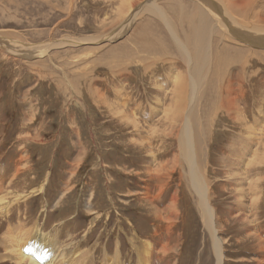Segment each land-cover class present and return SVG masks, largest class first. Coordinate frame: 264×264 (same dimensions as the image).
Wrapping results in <instances>:
<instances>
[{
  "label": "rangeland",
  "instance_id": "rangeland-1",
  "mask_svg": "<svg viewBox=\"0 0 264 264\" xmlns=\"http://www.w3.org/2000/svg\"><path fill=\"white\" fill-rule=\"evenodd\" d=\"M251 1L256 11L264 13V0ZM124 2L0 0V31L14 37L12 39L41 49L44 44H53L63 38L96 39L58 48L51 45L46 55L34 60H27L20 54L10 56L8 53L7 57L0 52V193L7 194L6 202L24 195L20 205L13 204L11 220L7 221L12 225L21 222L25 229L35 221L46 239L56 241L66 256L71 254V259L67 260L69 264H105V258L115 256L123 264H135L136 252L140 249L138 244L146 240L152 242L155 236L151 226L156 214L151 212L147 201L141 200L148 181L143 169L150 168L151 163L150 171L157 170L158 165L168 162V169L162 171L161 176L171 175V180L161 193L160 201L164 202L159 208L167 203L173 186L178 183V174L187 172L181 160L179 168L171 167L178 155L179 130L167 124V114L149 111L153 92L160 93L154 86L155 79L163 83L162 71L167 74V67L160 68L159 73L157 70L158 76H140L136 68L125 66V75L117 76L119 59L125 60L126 55L136 50L138 32H142L143 39L150 33L164 40L170 32L160 20L142 11L131 25L116 28L120 25L117 14ZM113 27L118 33L110 40L105 39L104 36L114 32H110ZM174 51L176 55L177 49ZM258 53L248 61L247 72L243 71L242 91H236L240 123H230L226 113L213 110L208 117V122L215 119L212 137H205V133L197 129L190 133L199 142L196 143L197 157L214 193L211 205L222 221L220 239L224 254L228 256L226 264H264V150L259 158L251 155L255 148L245 141L248 126L256 127V134L261 133L258 130L264 126L259 120L261 114L259 121L252 124L255 126L251 125L250 115L255 116L257 108L264 107V96H261L264 95V54ZM168 56L176 63L177 57L172 52H168ZM236 85L241 86L235 83L234 88ZM167 86L171 88V84ZM197 101L199 107L197 102L196 110L191 111L193 125L197 119L199 122L205 119L200 96ZM133 103L142 106L140 112L132 110ZM240 143L247 154L243 160L251 163L248 174L242 172V163L236 160L239 155L243 157L240 152L235 155ZM261 144L263 147L264 143ZM230 147L235 151L233 155L227 153ZM228 157L231 166L227 167L224 161ZM237 183L242 184L244 195H238ZM185 184L187 179L182 185L183 194L178 193L179 212L180 208L183 210L184 199L191 208L195 205L192 190ZM247 188L256 190L257 194H249ZM236 205H242L239 206L241 211L236 210L239 209ZM192 214L195 224L191 226L193 236L188 242L189 248L179 238L183 259L179 257L180 263L182 260V264H215L209 238L200 221L197 222L199 218ZM4 219L0 217V252L5 254L0 256V264H17L8 256L14 255L18 236L11 231V225L3 224L7 223ZM9 231L10 242L13 240L10 245ZM181 234H185L181 223L173 226L168 238L171 245H176ZM158 243L154 244L153 264H178V256L174 258V255L179 249L160 254L161 243ZM6 245L8 249L3 247ZM157 254L163 260L158 261Z\"/></svg>",
  "mask_w": 264,
  "mask_h": 264
},
{
  "label": "bare ground",
  "instance_id": "bare-ground-1",
  "mask_svg": "<svg viewBox=\"0 0 264 264\" xmlns=\"http://www.w3.org/2000/svg\"><path fill=\"white\" fill-rule=\"evenodd\" d=\"M31 7L33 6L31 5ZM140 11H142L143 14L146 13L160 20L162 25L168 29L170 35H168V38L164 40L157 34H156L157 37H153L149 33L147 37L143 39L142 32L141 31L138 32L136 35L137 39H135L136 50L134 48L135 50L133 52L134 55L132 53L130 54L126 53L128 55H126L127 58L125 60H121L122 58L119 59L120 62H118V64L120 63L119 64L120 68L118 69L117 76L118 78H121L122 76L125 75L126 73L125 66H133V68H136V72H139L140 76L141 74L142 76L144 74L150 76L151 75L158 76L160 68L167 67L166 68V71L168 72V73L166 72L167 74H164L162 71V77L165 81H163V83H160L157 81V77L155 79L157 84L154 86L157 89V91L160 93L157 94L153 92L154 94H152L151 97L152 103L149 104V111L151 113L154 112L157 114L159 111H161L159 112V114L160 113H163L165 115L167 114V118L165 120L167 121V124L171 126L172 129L177 128L179 130V134L177 135V141H178L177 156L178 158L180 157V159L178 161V158L176 156L174 161L172 160L171 162V167L174 169L178 167L177 166L178 162L181 163V161H183L187 167L186 168L187 172L184 175L178 174L179 175L178 183L175 186H173L172 189L173 192L170 194L167 203L164 204L162 208L161 207L159 208L158 205L164 202L163 199H161L162 201H160V197L162 196L166 186L168 187L169 181L171 180V175H168L167 177L161 176V172L162 171L166 172V170L168 169L167 167L168 162H163L160 165H158L156 167L157 170L150 171V168L152 167L150 165L151 163L149 164L150 168L143 169L147 174L148 181L147 184L145 182V187H144L145 190L143 192L141 200L147 201L149 203L151 212L153 211L156 214L154 218V223L151 226L152 235L155 236H153L154 241L152 242L146 240L138 244V249L139 248L140 249L139 252L138 251L136 252L137 259L135 261V264H153V261L155 260V259L153 260L154 258L153 252L155 251L154 244H156V241L161 243L159 252L160 254H164V255L168 252H176V249H179L178 245L181 242L180 241L181 238H182V242H185V244L188 247V242L190 240V237L193 236L192 235L193 232L191 233L192 230L191 226L194 227L195 224L193 222L195 215H193L192 212L196 214L197 218H199L197 222L200 221L199 224H201V226L204 228L205 234L209 238L210 250L214 257L215 264H226L225 259L228 256L224 254V247L222 244L223 240L220 239V233H221L220 226L222 227V221L218 219L216 209L211 205V200L215 198L212 197L214 196V193L212 194L211 192L209 185L210 181L208 182V179H206L205 177L206 172H203L199 159L197 157L196 143L199 142L193 139L190 136V133L191 131H195L197 129L205 133V137L209 138V136L211 135L210 133H212L213 130L212 125L215 119L213 120L212 118L213 121L208 122V117L209 115L212 114L209 112L213 110L215 111V113L217 112L216 110H220L221 114L226 113L230 123L233 124L234 122L240 123L241 119L238 118L240 112L238 106H236V100L238 99L236 91L239 92L242 91L241 83L243 82L242 79V77L244 76L243 71H245L246 67H248L249 65L248 61H250V58L253 57L255 58L256 57L255 54L258 52L260 53H258L257 55L264 54V13H262L260 10L256 11L254 3L251 0H125V2L121 6V10L119 14H117L120 25L118 26L117 24L116 28L124 25L125 26L123 28H125L126 26L131 25L132 22L135 21L137 14ZM125 20L127 21V23H125ZM116 28L113 27V30L110 32L113 31L114 32L109 33L107 36H104L105 39L110 40V38H114L115 35L118 33V31H116ZM12 38L14 37H10L6 33L0 31V48H2L0 49L1 54L3 56H7L6 54L8 53L10 56L12 54L14 55L20 54L24 56L25 59L27 60H34L37 57L46 55L45 53L48 52L47 50L51 48V45L52 47L57 46L58 48L59 46H63V45L68 46V45H76L79 43H83L84 41L89 42L87 40L96 41V39L94 38H88V39L63 38L61 40L54 42L53 44H50L48 42L46 46L44 44L43 48L41 49L39 46L37 48L36 46L30 45V43L27 42L24 43L20 40H15L16 38L15 39ZM176 49L177 52L175 55L174 50ZM167 51L172 52L174 56L177 57L176 63L172 61L174 59L173 57L168 56ZM117 54H119V51ZM143 54H145V56ZM135 55L138 56L136 57L137 59L135 58ZM24 57L21 58L24 59ZM133 57L136 60H132ZM137 64H139L141 68H139ZM232 68H234V70ZM121 70H124L123 71L124 73L119 74ZM157 70L158 73H156ZM235 83L240 84L241 86L236 85L237 88H234ZM168 84H171L170 89L167 86ZM117 86L119 85L117 84ZM199 96L200 99L202 100L203 105L201 107L203 108V112H204L203 116H205V119L204 122H199L197 119L196 121H194V125H193L192 123L193 121H191V115H192L191 111L193 112L194 110H196V106L198 102L197 100L199 99ZM140 107H142L140 104L133 103V109L132 108L131 109L140 112V109H142ZM198 107H199V102H198ZM260 114L261 117L259 119ZM233 115L235 116L233 117ZM250 115L252 116L251 125L255 122H258L259 120L260 123H264V107L263 108L262 106L258 107L257 114L255 116L253 115V113L252 114L250 113ZM260 125L261 124H259V126ZM262 126H260L258 130L261 131V133L258 132L260 133L259 135L258 133L257 134L255 133L256 127L254 129L251 126H248L249 129L247 130L246 133L248 134V137H246L245 139V141L250 142L246 144L249 145L251 144L255 148L254 150H252L254 152L252 151L250 152L251 155H255L258 158L260 156V153H262V151L264 150V146L262 147L261 144L264 143V126L263 127ZM207 140L209 141V139ZM237 144L235 145L236 148H238ZM242 144L243 143H240L238 152L235 151L234 152L235 155H237V153L239 152L242 154L243 156L242 158H240L241 156L238 154L239 158L236 159L235 157V159L236 160L239 159L238 160L239 163L240 164L242 163V168H243V169L241 168L242 172L246 173L251 163L247 164L246 161L243 160V158H245L247 154L244 153L243 151L244 147L242 146ZM233 145L234 144H232L231 147ZM231 147L230 149H227L228 155L230 153H232L233 155L234 153L232 152ZM155 161H153L152 163H154ZM239 163L237 162L236 165L240 166ZM224 164L226 166L230 164L231 166L229 157L227 158V160L224 161ZM230 170L231 172L233 171L232 169ZM205 171H207V169ZM246 174H248V172ZM185 179H187V184H185V186L186 187L189 186L190 190H192V194L195 198V205L194 208H191L190 204L186 202L187 200L184 199L183 210H181L180 208V212H179L180 197L178 193L183 192L182 185H184ZM142 184L144 185V182ZM185 186L184 188H186ZM236 187L240 191L238 195L240 194L244 195V192L241 191L242 184L237 183ZM247 190L251 192V193L248 192L251 195L257 194L256 190H251L249 188H247ZM0 194H1L0 217L6 218V220L4 219V221L7 220L10 221L13 204L20 205V202L21 200H23L24 195L14 196L11 202H6L5 198L8 197L7 194H3V193ZM236 206L241 207L242 205H236ZM240 207L239 209L236 208L235 209L241 211ZM191 209L194 210L191 211ZM229 213H231V211ZM8 221L6 224L5 223L3 224L6 225L7 227L11 225L12 226L10 228L11 231H14V235L16 234V236H18L17 239H15L16 244L14 243L15 253L14 255L11 254L12 256L11 255L8 256V258L10 257L9 258L10 260L13 259L17 261L16 262L17 264H69L67 260L71 259V254L68 253L69 255L67 254L66 256V254L63 253L62 250L59 248L56 241L54 242L53 239H48V238L47 240L45 238L46 236L44 237L42 235L41 233L42 231L40 230L41 228L39 229V225H37L35 221L33 224H31L29 228L27 227L28 229H25L24 226L22 227L20 221H19L20 223H17L16 225H12L13 223L10 224L8 223ZM179 223H181L185 234L184 236L182 234L178 236V241L176 245H171V242L168 241V238L171 235L173 226L176 227L178 226ZM14 226L16 227L14 228ZM10 235L11 234L9 231L7 235V238L9 240L8 244L13 241L12 240L10 242L11 240ZM162 236H163V241H161ZM5 238L6 237H4V239ZM25 239H28L26 243L24 242ZM140 244L141 247L139 246ZM3 247H7V245ZM9 248L12 249L11 246ZM6 249H8V247ZM260 249H262V247H260ZM186 250L187 249H185L184 251L186 252ZM178 252H179L178 254L174 255V258H177L176 257L177 255L178 261L180 263L179 259L180 258L182 259V257L180 256L181 250L179 249ZM1 255H3V253L1 254L0 252V256ZM64 257H69V258L64 259ZM75 259H77V257ZM160 260H163V258H161V255L160 258L158 257V261ZM182 260L180 264H182ZM105 261H106L105 264H123L117 258V256L112 258H105ZM227 264L230 263L227 262Z\"/></svg>",
  "mask_w": 264,
  "mask_h": 264
}]
</instances>
